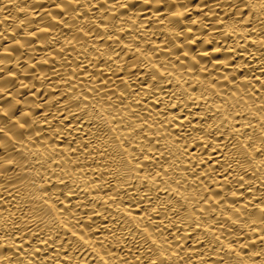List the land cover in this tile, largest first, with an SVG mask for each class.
Wrapping results in <instances>:
<instances>
[{
	"label": "bare ground",
	"instance_id": "obj_1",
	"mask_svg": "<svg viewBox=\"0 0 264 264\" xmlns=\"http://www.w3.org/2000/svg\"><path fill=\"white\" fill-rule=\"evenodd\" d=\"M0 264H264V0H0Z\"/></svg>",
	"mask_w": 264,
	"mask_h": 264
}]
</instances>
